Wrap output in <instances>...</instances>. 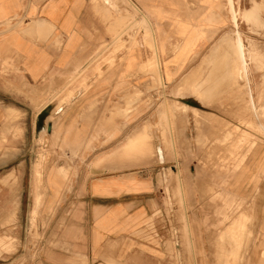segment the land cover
Returning <instances> with one entry per match:
<instances>
[{
	"label": "crops",
	"instance_id": "0c3cea01",
	"mask_svg": "<svg viewBox=\"0 0 264 264\" xmlns=\"http://www.w3.org/2000/svg\"><path fill=\"white\" fill-rule=\"evenodd\" d=\"M130 1L155 30L166 96L185 109L173 110L174 136L160 123L159 79L140 72L150 57L143 31L133 63L126 56L111 67L102 59L110 55L113 21L91 0H0V26L12 25L0 33V241H26L35 208L30 162L6 152L19 151V134H31L42 119L48 135L59 136L58 166L75 168L42 179L38 215L47 227L38 221L37 257L0 244V264H264V0ZM102 45L108 49L91 63ZM78 71L87 79H71ZM56 94L57 101L72 96L54 127ZM145 129L152 161L112 169L115 155ZM122 159L117 165L131 163ZM8 180L17 186L1 185ZM178 180L193 259L182 258L177 234ZM243 211L245 226L233 235ZM166 212L170 237L160 226Z\"/></svg>",
	"mask_w": 264,
	"mask_h": 264
},
{
	"label": "bare ground",
	"instance_id": "6f19581e",
	"mask_svg": "<svg viewBox=\"0 0 264 264\" xmlns=\"http://www.w3.org/2000/svg\"><path fill=\"white\" fill-rule=\"evenodd\" d=\"M92 3H94L95 5V8L98 9V11L100 13L103 14V17L105 18L104 20H107L108 22L113 20H117L119 21V24H118V27H120L121 31H118L116 30V28H114L113 26V29L110 27V29L114 30L112 32H114V36L112 38V51H111V54L112 53H117L119 51H122L123 47L125 46V42L126 40H120V38L123 36V35H126L128 29H133L135 28L134 32H132V34L128 33L126 36L128 37V35H130V47H132L131 51L133 49H137V47L139 48V45H140V42H139V39H138V35L140 32L143 31L142 33V42L144 44V46L146 47L145 49H147L149 52H150V57L148 55V60H147V63L145 65H149V64H154V66L156 65L157 69L159 70L160 69V51H159V47H158V43H157V39H156V35H155V31L151 25V23L148 21V18L146 16H144V13L141 11V9H139L135 4H133L130 0H91ZM106 21V22H107ZM107 22V23H108ZM128 23V24H127ZM124 24H126V26H124ZM123 28V29H122ZM128 28V29H127ZM132 31V30H131ZM111 32V31H110ZM123 38V37H122ZM239 43V42H238ZM142 44V45H143ZM240 44V43H239ZM242 46V45H240ZM239 46V47H240ZM105 47V46H104ZM102 48V47H101ZM106 48V47H105ZM144 48V47H143ZM242 49V47H241ZM101 50V49H100ZM103 50V49H102ZM128 50V49H127ZM240 50V48H239ZM138 51V50H137ZM100 52V51H99ZM98 52V53H99ZM103 52V51H102ZM126 52V51H125ZM97 55V54H96ZM114 55V54H113ZM140 56V55H139ZM245 56V55H244ZM241 57H242V54H241ZM124 58V57H121V59ZM141 58V57H140ZM119 59V58H118ZM119 59V60H121ZM135 59V58H134ZM247 59V58H246ZM123 61V60H122ZM121 61V62H122ZM145 61H146V58H145ZM99 64V63H98ZM141 64V63H140ZM243 64V65H242ZM246 63H241V66H242V72H245L246 71V66H245ZM102 65V63H101ZM143 64V66H145ZM150 65V66H151ZM100 66V65H99ZM98 66V67H99ZM99 68H96L95 71H98ZM241 70V69H240ZM94 74V73H93ZM245 74V73H243ZM242 74V76H243ZM92 76V75H91ZM94 76V75H93ZM88 76H85L84 80L87 79ZM159 81H160V84H161V79H162V75H160L159 73ZM244 78V76L242 77ZM246 78V77H245ZM90 79V78H89ZM245 80V79H244ZM49 101V100H48ZM165 104V120H166V125L164 123V121H162L160 118V121H161V124L163 126H168V129L170 130V132L173 131L174 127L173 125L175 124L174 123V120H175V117L173 115V112L169 109V106L167 104V101L165 100L164 102ZM9 116V114H8ZM12 116V114H11ZM52 122L53 121V116L51 115L50 118H49ZM108 121V120H107ZM176 121V120H175ZM106 122V121H104ZM110 122V120H109ZM107 125V124H106ZM108 126V125H107ZM149 126V125H148ZM110 127V126H108ZM107 127V128H108ZM165 127V128H166ZM149 128V127H148ZM151 128V127H150ZM168 129H165L168 130ZM164 130V129H163ZM175 130V129H174ZM149 131V129H148ZM152 131V130H151ZM43 133V132H42ZM172 136H174L173 132L170 133ZM160 135V134H159ZM161 137H162V140L164 142V144L166 145H169L170 143H172L171 141L167 140L166 136H165V132L162 131L161 132ZM169 139V138H168ZM153 138L151 136V134H149V132H147V130H145V132L140 135V136H137L136 138L128 141V147L121 153H119L118 155H115V157L113 158V161L111 162H115V163H119L120 160L123 161V157L125 159H128L130 164H126V165H115L114 164L112 166V169L113 168H123L126 166L131 168V166H142V164H146L148 163L149 161H152V159H150L153 155H154V149H153ZM157 140V139H155ZM172 140V139H171ZM173 141H174V138H173ZM162 142V141H161ZM174 143H172L173 145ZM163 150V149H162ZM172 151V150H171ZM112 160V159H111ZM107 162V161H106ZM121 162V161H120ZM108 163V162H107ZM106 163V164H107ZM122 163V162H121ZM126 163V162H125ZM124 163V164H125ZM40 164V161H37L35 163V166H33V172H32V178L34 180V189H35V198H34V205H35V208H34V211L33 213L38 209L39 205H40V196L38 195V190L40 188V168L41 166H39ZM106 164H104L106 166ZM102 165V164H101ZM104 166V167H105ZM110 165L107 164V168L109 169ZM103 168V167H102ZM101 168V169H102ZM125 169V168H124ZM177 171V170H176ZM178 175V174H177ZM174 177V176H173ZM175 180V179H174ZM176 181V180H175ZM169 182V181H168ZM168 184V183H167ZM175 186H176V183H175ZM174 188V187H173ZM173 191V189H172ZM176 191L174 190V192L176 193V197H177V200H178V203L180 205V207L182 208L181 209V212H178L177 213V217L175 218V220L177 221V223L180 222L181 224V227L180 229L178 230L179 232H177V234L179 235L180 234V239L181 241H183V246H184V251H183V248L179 251H181L183 253H185L184 255H182L181 257L183 259H185L186 257L190 256L192 258V256L194 255V250H193V247H192V242H191V239H190V232H189V226L187 224V211H186V208H185V197L183 195V189H182V183H181V180H178V183H177V188H176ZM33 206V205H32ZM168 207V206H167ZM246 212L244 211V213H242L241 215H239L235 221H234V229L233 231H235L236 228H242L243 226V220L244 218H246V216H248V214H246ZM175 216V215H174ZM176 223V224H177ZM175 224V225H176ZM232 226V227H233ZM175 227V226H174ZM177 227V226H176ZM175 227V228H176ZM244 227V226H243ZM174 228V230H175ZM178 228H176L175 231H177ZM232 230V229H231ZM236 233V232H235ZM234 233V235H235ZM174 234V233H173ZM176 234V235H177ZM174 236V235H173ZM237 237V236H236ZM177 239L179 240V238L177 237ZM176 240V242L178 241ZM179 240V243L181 242ZM236 242V241H235ZM177 245V244H176ZM180 245V244H179ZM180 247V246H179ZM247 247V246H246ZM244 249V248H243ZM242 250V249H241ZM178 251V252H179ZM180 253V252H179ZM180 255V254H179ZM186 256V257H185ZM180 257V256H179ZM180 257V259H182ZM185 257V258H184ZM194 258V257H193ZM192 258V259H193ZM178 259V260H180ZM182 259V260H183ZM188 260V259H187ZM191 263V261H189ZM184 264V261L182 262ZM181 263V264H182ZM187 264V261L185 262ZM189 264V263H188Z\"/></svg>",
	"mask_w": 264,
	"mask_h": 264
},
{
	"label": "rangeland",
	"instance_id": "374dc122",
	"mask_svg": "<svg viewBox=\"0 0 264 264\" xmlns=\"http://www.w3.org/2000/svg\"><path fill=\"white\" fill-rule=\"evenodd\" d=\"M100 15H102V14H100ZM106 21L107 20H105V22ZM112 21L113 20H111L109 22H112ZM118 24H119V21H117V20H114V22H112V25L114 26V28H116V30H118V31H121L120 27H118ZM124 26H126V24H124ZM11 28H12L11 23L3 24V25L0 26V33H1V30L2 29H4V31H8ZM134 30H135V28L130 29V30L128 29L126 35L128 33L132 34V32H134ZM126 35H123L122 36L123 38L122 37L120 38V40H123V41L126 40L125 46L123 47L122 50L126 51L125 52L126 54H125L124 58L126 56H129L130 57L129 60L131 61V64H132L133 61L135 60L134 57H133L134 50L137 51L139 48L137 47V49H133L131 51L132 47H130V35H128V37ZM101 47L94 54V56L91 58V60H90L91 63L95 62L97 64V62L99 61L98 59H99L100 55H102L108 49V47L106 45H102ZM110 48H111L110 50L112 51L113 46L110 45ZM111 51H110V55L109 56L104 57L102 59V62L103 63H107L109 66L112 67V66H114V64H115V62L117 60L121 59V57L118 59L117 56H116V53H112L111 54ZM160 57H161V54H160ZM124 58H122L119 61L121 62L122 60H124ZM160 60H161V58H160ZM150 65L151 64L145 65V66L141 65L140 72H144V70L146 68V71L152 72L153 74L156 75L157 78L159 76V73H160V75H162L161 84L160 83L158 84V86L162 88L161 100L159 102V104H161L160 107H159V118L162 121H164V123L166 125V120H165V104H164L165 100L167 101V104L169 103L168 104L169 109L173 113H174L173 110H177L178 109L179 111H181V110H185V109L183 107H181L180 105L176 104V103H172L169 100V97L166 96L167 93H166V88L164 87L163 77H164V74H167V73H165L166 71H164L162 69L161 62H160V65L161 66H160V69L159 70L157 69L156 65L155 66H154V64H152L151 66ZM241 71H242V68H241ZM4 72H7V71L4 70ZM96 72H97V74L100 75V70H98ZM78 76H81L82 79L84 80V78H85V76H87V74H82V72H79L78 71V72H76L75 74H73L71 76V79H75ZM167 78H169V77L167 76ZM84 86L86 88V85L85 84H84ZM67 95H66V99L57 101L58 94H56V95H54L55 97L51 100V101H53V100L56 101V108H55V111H54V115H52L53 116V121L55 122L54 127L56 126V123H57V121L59 120V117H60L59 115H56V114L61 110V108L64 105H66V104L69 103V101H70L69 99L72 96L71 95L69 98H67ZM138 98H139V94L136 95V99H138ZM133 101H134V99L131 100V102H133ZM45 102H47V101H45ZM174 117H175V115H174ZM258 122H259V125H262L263 128H264V105H263L262 110L258 114ZM160 123H161V121H160ZM242 124L249 125L250 124V121H247L246 120L245 122H242ZM42 126H43L42 119L38 118V120L36 121V126L34 128L35 130H33V132L31 134L30 133L29 134H26V132L24 134L23 133L19 134V141H20L19 151L6 150V152L9 153V154L10 153H13V155H14V154H17L18 153L19 156H20V161L24 160V158H27L28 162H30V168L32 169V172H33V166H35V163L37 161H40L39 166H41V168H40V182H41V184H40V188L38 190V195L40 196V200L42 199V197H41V192H42V188H43L42 187V179H43L44 176H46V177H51V176L59 177V176H64L67 172L70 173V175H71L75 171V168H74L73 165L66 166L68 168V171H67V169L65 167L58 166L59 164H57L56 162L59 160V154H58V151H57L59 136L58 135H55V134L49 136L48 135V131L46 130V127L45 128H42ZM145 130H147V129H145ZM43 131H45V135H44L43 138H40V135L42 134ZM28 140H29V142H28ZM239 141L240 140H238V142ZM237 145L238 144H234L233 145V148L236 147ZM4 155L6 156L8 154L5 153ZM51 156H52V159H50ZM1 185L4 186V187H7V188H14V187L17 186V181L16 180H12V181H10V180H8V181H2L1 182ZM175 195H176V193L173 194V198H174L175 202L178 204L179 212H181V209L182 208L180 207V205L178 203V200H177V197ZM40 205H41V202H40ZM40 205H39L38 209L32 215V219L30 221L29 230H28V233H27V238L28 239H26V241H24L22 243H20V242L19 243L18 242L15 243V244H17V247L19 246L20 253H22V251H24V253H29L30 256L34 254V258L37 257V254L40 251V243L42 242V239L44 238V235L42 233H39V231H38L39 230L38 221L41 219L40 221L42 222V227H43L44 230L47 227V222L45 223V221H43L44 219H42V217L40 215H38V211H39ZM243 212H241V214ZM247 218H248V216H246V218H244V220H243V226H245V222H246ZM46 219H47V221L49 220L48 217ZM234 221H235V219L232 221V226L234 225L233 224ZM179 224H180V222H179ZM160 226H161L162 231L164 232V235L163 236H166L167 235L168 237H170L172 235L170 217H169L168 212H166V216H163V217L160 218ZM243 226H242V228H244ZM180 227H181V224H180ZM234 228L235 227L233 226V227H231L232 230L231 229L229 230V232L232 233L233 235L235 233L233 231ZM256 237L257 236L255 234L251 233V236L248 237V239L249 240L251 239V240L248 243H255L257 241L256 240ZM0 244H3V246H1V245L0 246L3 247L2 248L3 250L8 251V252H10L11 250H14L16 248L15 244L12 243L11 241L8 242V245L5 244L2 241H0ZM6 246H8V247H6ZM20 264H24V261L22 260L20 262Z\"/></svg>",
	"mask_w": 264,
	"mask_h": 264
}]
</instances>
